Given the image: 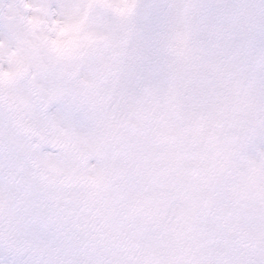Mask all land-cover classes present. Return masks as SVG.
I'll return each mask as SVG.
<instances>
[{
    "label": "clouds",
    "instance_id": "clouds-1",
    "mask_svg": "<svg viewBox=\"0 0 264 264\" xmlns=\"http://www.w3.org/2000/svg\"><path fill=\"white\" fill-rule=\"evenodd\" d=\"M33 131L76 139L83 201L132 169L152 224L0 232V264H264V0H0V134Z\"/></svg>",
    "mask_w": 264,
    "mask_h": 264
},
{
    "label": "snow or ice",
    "instance_id": "snow-or-ice-1",
    "mask_svg": "<svg viewBox=\"0 0 264 264\" xmlns=\"http://www.w3.org/2000/svg\"><path fill=\"white\" fill-rule=\"evenodd\" d=\"M32 135L39 138L0 134V232L5 236L81 247L96 236L116 239L151 226L132 169L106 166L93 179L110 195L98 203L83 201L72 184L87 157L76 153L73 135Z\"/></svg>",
    "mask_w": 264,
    "mask_h": 264
}]
</instances>
